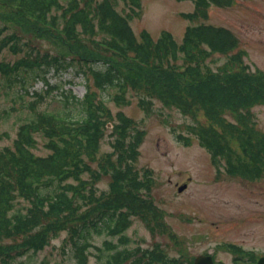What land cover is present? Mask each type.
I'll return each instance as SVG.
<instances>
[{
  "label": "rangeland",
  "instance_id": "rangeland-1",
  "mask_svg": "<svg viewBox=\"0 0 264 264\" xmlns=\"http://www.w3.org/2000/svg\"><path fill=\"white\" fill-rule=\"evenodd\" d=\"M65 1L61 0L62 3ZM207 1L206 7L196 8L192 0H138L139 6H134L128 0H119L117 9L123 15L137 12L132 14L128 22L138 39L142 30L147 31L152 40H157L163 32H169L176 44L181 45L187 36L188 26H209L203 32L207 37H210L208 32L217 30L221 49L210 51V46L206 43L199 44L190 53L205 50L210 54L204 60L192 62L185 60L184 53L177 52V57L180 56L176 62L180 68L190 63L197 65L202 76L217 75L224 78L238 71L235 59L238 56L239 68L245 67L243 72H259L264 75V0ZM185 14H195L196 17L187 18ZM33 23L27 18L18 17L12 8L0 1V26L5 24L12 29L16 28L28 38L31 36L29 32L33 30L25 31L21 27L27 29ZM223 30L235 40L232 41ZM7 32L3 31L0 37ZM45 35L47 34L34 35L36 39L33 41L40 48L22 46V50L13 52L5 46L0 51V62L13 63L23 57L32 58L35 53L41 54L44 50L49 52V56L60 52L69 58L74 54L54 37L49 40ZM191 37L195 38L193 35ZM24 41L25 39L20 40L21 43ZM27 51L32 54H26ZM77 51L76 55L80 53L88 59H103L123 65L119 56L110 52L103 55L88 47L79 48ZM55 64L40 62L39 65L32 66L37 67L35 72L39 76L45 75L49 84L46 85L42 79H38L28 85V94L18 91L19 82H14L11 87L5 85V78L1 77L0 71V146L13 148L16 141H21L37 158L49 157L53 151L47 145V136L40 130L30 131L32 142L29 144L24 133L19 132L20 128L35 118L31 109L50 111L56 108L60 92L69 89L77 97H82L88 84L91 93L96 94L94 98L104 101L106 113L110 114L109 122L119 125L126 119L135 126V129L133 126L128 128V134H132L134 140L138 138V142H135L136 153L126 158L127 162L124 164L131 166L139 180H147L146 188L140 190V198L148 201L154 211L152 213L145 209L150 206H137L136 214L130 217V223L125 229L100 233L92 231L88 235L86 248L75 249V245L82 242L80 238L63 226V223H57L55 226L59 229L56 231L55 227L54 231H50L51 237L42 248L36 251L30 248L8 262L0 260V264H104L117 250H124L127 257L131 255L129 251L136 247L140 251L152 250L155 243L164 245L171 253L173 241H189L194 248L205 247L201 241H243L247 245L264 247V173L255 175L249 171H241L240 168L235 174L229 171L228 163L248 160L240 158L243 144L229 134L227 128L229 124L246 127L256 136L264 137V101L247 107L250 121L246 122L228 108L214 114L210 103L204 105L191 97L186 100L184 96L177 100L171 99L173 102L167 105L157 96V89L149 88L148 91L154 97L150 101L152 110L146 114L138 105V95L134 90L123 91L129 103L117 104L111 98L118 92L114 87L102 91L94 86L91 78L87 80L74 68L55 69ZM20 72L26 81L33 74L30 66L21 67ZM153 75L163 78L166 73ZM214 80L215 77H211L209 84ZM181 81L203 83V80L193 77H185ZM199 87H202L201 92L207 90L204 84ZM31 91H37L41 96L37 98ZM71 108L73 115L79 117L78 108ZM205 125L224 130L229 140L232 154L221 159L220 165L212 162L210 152L199 143L194 134L195 126L201 129ZM114 129L109 126L103 131L93 159V156H84L90 170L101 173L99 177L89 175L88 171L81 174V180L85 183V195L92 193L94 197H99L108 189L110 176L100 168V163L101 158L113 150L112 142L119 135L118 129ZM69 181L73 180L69 178L65 183ZM183 183H186L185 187L181 186ZM67 193L70 196V192ZM103 198L98 202L78 200L65 207L68 208V213L60 211L56 217L62 218L70 214L72 222L82 215L88 218L101 203H113V198ZM14 203L15 208L31 206L30 201L24 198H17ZM127 203L123 201L122 204ZM142 215L149 220L148 224L140 218ZM105 241H110L114 246L104 249Z\"/></svg>",
  "mask_w": 264,
  "mask_h": 264
},
{
  "label": "trees",
  "instance_id": "trees-1",
  "mask_svg": "<svg viewBox=\"0 0 264 264\" xmlns=\"http://www.w3.org/2000/svg\"><path fill=\"white\" fill-rule=\"evenodd\" d=\"M0 1L12 8L18 17L34 22L32 27H21L22 30L32 29L35 32L30 31L31 36H28V39L16 28L2 24L0 34L5 30L8 32L0 37V51L5 46L13 52L22 50V46L39 47L33 41L36 39L34 35L47 34L45 36L49 40L54 37L74 53L66 58L60 52L49 56V52L44 50L41 54L35 53L32 58L23 57L13 63L0 62L1 77L5 78V85L11 87L14 82H19V92L28 94V85L38 79L48 85L45 75L39 76L35 72L37 67L32 66L39 65L40 62H53L56 63L55 69L72 67L87 80L91 78L94 86L102 91L114 87L118 92L111 98L117 104L129 103L123 91L134 90L138 95V105L146 114L152 110L150 101L154 97L148 91L149 88L157 89V96L167 105L173 102L171 99L177 100L184 96L186 100L191 97L204 105L210 103L214 114L228 108L246 122L250 121L247 107L264 101V75L259 72H243L245 67L239 68L238 56L235 57L238 71L224 78L217 75L202 76L197 65L190 63L182 65V68L177 65L176 61L180 56L177 57V52L184 53L185 60L192 62L204 60L210 54L205 50L190 53V50L196 49L199 44L206 43L210 46V51L221 49L217 30L208 32L210 37L203 33L209 26H188L187 36L183 43L178 45L169 32H163L157 40H152L149 33L142 30L139 39L136 38L128 22L134 12L125 15L120 13L117 9L119 0H66L65 3L61 0ZM128 1L134 6H139L138 0ZM192 1L195 2L196 8L208 5L207 0ZM191 15L184 16L191 19L196 17L195 14ZM223 32L232 41L235 40L227 31ZM192 35L195 38L192 39ZM21 39H25L24 43L20 42ZM82 47L94 49L103 55L113 53L119 56L123 65L103 59H88L80 53L76 55L77 49ZM26 54L32 52L27 51ZM39 59L43 61L38 62ZM24 66H30L33 73L29 81H26L20 72V68ZM153 73H166V76L157 78ZM185 77L201 79L203 83L181 81ZM211 77H215V80L209 84ZM201 84L207 87L206 91L201 92ZM31 92L37 98L41 96L37 91ZM59 96L56 108L50 111L31 109L35 118L19 130L24 133L29 144L32 142L30 131H42L48 138V147L53 151L49 157L37 158L21 141H16L13 148L0 146V260L3 262H8L12 257L23 254L30 248L34 251L42 248L57 223H63V226L75 232L80 241H84L81 244H85L92 231L100 233L125 229L129 224V216L135 214L139 206L135 199L140 198V190L146 188L147 180H139L131 166L124 164L127 162L126 158L136 153L135 142H138V138L134 140L132 134H128V128L133 125L123 119L119 125H113L119 134L112 142L113 150L101 158L100 168L110 176L108 190L99 197H94L92 193H83L85 183L81 180V174L88 171L89 175L95 177L101 175L90 170L84 156H93L91 159L95 157L103 131L107 128L106 123L111 121L110 114L106 113L104 101L94 98L96 94L91 93L88 84L82 97H77L70 89L61 91ZM18 97L22 98L21 95ZM71 107L78 108L79 117L73 115ZM133 127L135 129V126ZM227 128L228 133L243 144L240 158L248 160L228 163L229 171L235 174L240 168L241 171H249L255 175L264 173V137L256 136L246 127L229 124ZM193 131L199 143L210 152L215 165H220L221 159L232 154L224 130L205 125L201 129L195 126ZM69 178L73 181L65 183ZM105 196L106 198H103ZM17 198L29 200L31 206L15 208L14 201ZM101 198H113V203L104 202L98 205L91 218L86 219V215H82L72 222L70 214L62 218L56 217L60 211L68 213L69 210L65 207L78 200L98 202ZM124 200H128V206L120 205ZM121 208H125V211H120ZM141 217L147 219L146 216ZM58 229L56 227V231ZM105 249H109L108 245H105ZM110 257L108 264H117L119 253Z\"/></svg>",
  "mask_w": 264,
  "mask_h": 264
},
{
  "label": "flooded vegetation",
  "instance_id": "flooded-vegetation-1",
  "mask_svg": "<svg viewBox=\"0 0 264 264\" xmlns=\"http://www.w3.org/2000/svg\"><path fill=\"white\" fill-rule=\"evenodd\" d=\"M194 248L189 241H173L172 252L159 243L152 250L136 247L125 264H264V247L243 241H201ZM110 249V248H109ZM120 256V255H119Z\"/></svg>",
  "mask_w": 264,
  "mask_h": 264
},
{
  "label": "water",
  "instance_id": "water-1",
  "mask_svg": "<svg viewBox=\"0 0 264 264\" xmlns=\"http://www.w3.org/2000/svg\"><path fill=\"white\" fill-rule=\"evenodd\" d=\"M179 189H181V187Z\"/></svg>",
  "mask_w": 264,
  "mask_h": 264
}]
</instances>
